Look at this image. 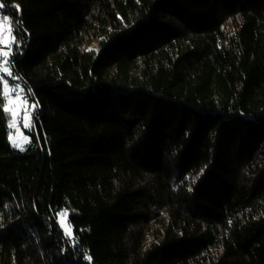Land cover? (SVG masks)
<instances>
[{"label": "trees", "instance_id": "16d2710c", "mask_svg": "<svg viewBox=\"0 0 264 264\" xmlns=\"http://www.w3.org/2000/svg\"><path fill=\"white\" fill-rule=\"evenodd\" d=\"M1 1L0 264H264V0Z\"/></svg>", "mask_w": 264, "mask_h": 264}, {"label": "rangeland", "instance_id": "374dc122", "mask_svg": "<svg viewBox=\"0 0 264 264\" xmlns=\"http://www.w3.org/2000/svg\"><path fill=\"white\" fill-rule=\"evenodd\" d=\"M0 3L4 5L1 0ZM2 9H5V5ZM4 16H7L11 21V33L7 31V28L0 29V78L3 82V90L6 97L5 107L9 108V113L11 115L10 124L13 121V111L17 113L15 118L16 126L10 127L9 141L14 149L20 150L19 147L14 146L15 143L21 144L24 150H26L32 141V134L30 130L35 128L34 113L36 111V102L30 99L26 91L25 84L11 67L12 62L10 60V56L13 51L14 43L13 22L10 13L4 12L3 15L0 16V19H2ZM5 37L8 39L5 40ZM3 52H7L8 55L6 57L3 56ZM4 68L8 69V71L11 73V76L3 71ZM10 99L13 101L11 104L9 103ZM24 101H26V103H24ZM25 117L28 118L27 121L25 120ZM25 122L29 123V128L24 127ZM59 222L61 223L64 232L68 236H71L73 228L69 224L67 217L61 214L59 216Z\"/></svg>", "mask_w": 264, "mask_h": 264}, {"label": "snow or ice", "instance_id": "6c2138e0", "mask_svg": "<svg viewBox=\"0 0 264 264\" xmlns=\"http://www.w3.org/2000/svg\"><path fill=\"white\" fill-rule=\"evenodd\" d=\"M3 7H4V5H3L2 3H0V8H3ZM4 28H7V31H8L9 33H11V21L8 19L7 16H4L2 19H0V29H4ZM7 39H8V38L5 37V40H7ZM13 39H14V37H13ZM2 55L6 57V56L8 55V53H7V52H3ZM3 71H4L5 73H7L9 76H11V73L8 71L7 68H4ZM6 94H7V93H6ZM12 102H13V101L10 99V100H9V103L11 104ZM24 103H26V101H24ZM4 110H5V111H9V108L5 107ZM12 114H13V121H12V123L10 124V127H15V126H16V119H15V118H16L17 113H16L15 111H13ZM27 119H28V118L25 117V120H26V121H27ZM24 127H25V128H29V127H30L29 123H28V122H25ZM14 146H15V147H19L21 151L24 150V148H23V146H22L21 144H15V143H14ZM62 215H64V214H62Z\"/></svg>", "mask_w": 264, "mask_h": 264}, {"label": "built area", "instance_id": "2783aa9c", "mask_svg": "<svg viewBox=\"0 0 264 264\" xmlns=\"http://www.w3.org/2000/svg\"><path fill=\"white\" fill-rule=\"evenodd\" d=\"M2 12H3V10H2V8H0V16H2Z\"/></svg>", "mask_w": 264, "mask_h": 264}, {"label": "bare ground", "instance_id": "6f19581e", "mask_svg": "<svg viewBox=\"0 0 264 264\" xmlns=\"http://www.w3.org/2000/svg\"><path fill=\"white\" fill-rule=\"evenodd\" d=\"M3 10V9H2ZM4 11V10H3ZM4 12H2V15H3Z\"/></svg>", "mask_w": 264, "mask_h": 264}]
</instances>
